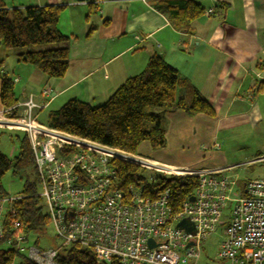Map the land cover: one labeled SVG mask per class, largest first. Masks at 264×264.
I'll return each mask as SVG.
<instances>
[{
    "label": "crops",
    "instance_id": "1",
    "mask_svg": "<svg viewBox=\"0 0 264 264\" xmlns=\"http://www.w3.org/2000/svg\"><path fill=\"white\" fill-rule=\"evenodd\" d=\"M159 1L24 0L7 5L2 0L7 9L60 7L58 28L69 38V66L60 79L18 62L16 55L22 50L10 54L0 50L2 76L13 84V106L31 96L38 105L33 111L37 121L52 104H57L51 110L55 111L72 98L99 106L126 79L139 74L151 56L160 55L185 82L177 88L176 98L188 99L196 90L215 116L190 117L167 110L166 147L151 152L147 143L140 146L147 144L150 152H143L159 162L174 160L175 166H200L197 170L215 166L204 162V151L220 150L219 138L224 136L220 134L255 129L264 120V0H192L205 13L187 30L178 29L155 9Z\"/></svg>",
    "mask_w": 264,
    "mask_h": 264
},
{
    "label": "built area",
    "instance_id": "2",
    "mask_svg": "<svg viewBox=\"0 0 264 264\" xmlns=\"http://www.w3.org/2000/svg\"><path fill=\"white\" fill-rule=\"evenodd\" d=\"M43 93L48 95L46 90ZM37 108L29 96L0 111V129L26 136L40 187L38 196L60 247L88 248L97 264H198L201 243L225 225L223 211L231 201L233 207L215 264H264V179L245 181L243 190L231 199L237 181L226 174L263 163L264 156L227 168H179L53 129L36 120L33 111ZM111 161L166 177H195L197 187L193 196L183 201L180 211L172 214L168 190L151 200L132 186L125 191L115 188ZM8 201L0 199V240L4 237L2 221ZM182 219L192 223L193 234L176 227ZM12 226L18 229L17 222ZM4 247L34 264H56L55 248L28 244L17 231Z\"/></svg>",
    "mask_w": 264,
    "mask_h": 264
},
{
    "label": "trees",
    "instance_id": "3",
    "mask_svg": "<svg viewBox=\"0 0 264 264\" xmlns=\"http://www.w3.org/2000/svg\"><path fill=\"white\" fill-rule=\"evenodd\" d=\"M155 9L181 30H187L194 19L205 13L204 8L192 0H162L155 4ZM60 13L61 8L56 6L7 9L0 0L1 45L6 50H22L16 55L17 61L34 67L47 78L64 77L69 66V38L58 28ZM3 65L4 59H0V103L7 109L15 101L12 81L2 76ZM183 84L185 82L176 69L160 55H153L139 74L126 79L103 104L93 107L72 98L49 113L46 125L127 153L135 154L142 143H147L152 151L162 150L166 147L163 115L167 110H180L190 117L199 114L215 116L211 105L196 90H192L188 99H177L176 90ZM16 139L18 151L13 159L0 152V180L10 170L13 174L28 173L32 180L26 179L18 197L6 203L0 264H34L25 256L4 247L5 240L16 231L28 241L31 234L45 237L49 226L36 192L38 179L28 140L24 134L16 136ZM109 166L115 173L113 186L119 190L125 191L132 186L140 189L144 198L151 200L168 190V206L172 214L180 211L183 201L192 197L197 187L195 177L161 176L119 161H111ZM243 185L239 186L242 190ZM4 195L0 185V199ZM13 222L18 223L16 231L13 230ZM38 242L37 237L32 244L39 247ZM55 249L56 264H97L88 248L71 245Z\"/></svg>",
    "mask_w": 264,
    "mask_h": 264
},
{
    "label": "rangeland",
    "instance_id": "4",
    "mask_svg": "<svg viewBox=\"0 0 264 264\" xmlns=\"http://www.w3.org/2000/svg\"><path fill=\"white\" fill-rule=\"evenodd\" d=\"M24 0H3V2L7 5L11 4H20L23 3ZM47 48V46H42L41 48ZM0 50L3 51H9V54L11 52H17L20 51L19 49H12V50H5L3 46L0 43ZM3 57L1 56L0 52V59ZM7 67H9L10 63L9 61H6L5 63ZM18 93L16 91L17 97ZM57 104H52L49 108L45 109L42 114L38 117V121L40 123L45 122L46 114L56 109ZM150 111L158 112L156 109H150ZM259 125L256 126L255 129L252 128H242V129H236L233 131H224L220 135H224L223 137L219 138V143L221 144V148L219 151L213 150H205L201 151L205 152V155L207 154V158L204 162L209 165H215L212 168H227L234 165L239 164H246L256 158L263 157L264 156V120H262ZM243 132V133H242ZM16 136H23L20 132L15 131H8L5 129H0V152L5 154L10 159H13V157L17 154L18 151V141L16 139ZM196 142V140H195ZM202 142H199L196 145L201 144ZM193 147V146H192ZM146 148V149H145ZM194 148V147H193ZM150 152L149 147L147 144H144L139 147V151L143 152ZM137 150V154L152 158V156L147 155L145 152L142 154ZM152 152V150H151ZM185 153H187V150H184ZM153 155V154H152ZM155 155H153L154 157ZM153 159V158H152ZM168 165L175 166L174 164H177L176 161L171 160V162H162ZM179 167V166H176ZM200 166H191L189 169H196ZM184 168V167H179ZM188 168V167H186ZM227 175L231 176L237 181V188L235 191L230 195V198H236V193L239 189H241L239 186L243 184L247 180L251 179H264V162L263 163H257L254 165L249 166H243L240 168H236L234 170H229ZM28 179L29 181L32 180V178L29 176L28 173L26 174H13L12 170L8 171L0 180L1 189L3 190V193L5 194L3 197L4 200L9 199H15L18 197V195L21 193L23 184L25 180ZM36 192L37 194L40 193V187L37 183L36 185ZM233 207V202H228L224 211H223V217L222 220L225 223L224 226H221L217 229L216 232H214L208 239L203 241L200 245L201 247V256L198 261V264H215L216 262V252L218 249V246L220 242L223 239V229L226 226V224L229 221L231 209ZM42 235V234H41ZM41 235L31 234L28 236V244H32V242L35 241V239L38 237V243L39 247L41 248H55L60 246V242L54 238L53 232L51 231V228L48 226L46 233L44 234L45 237L39 238Z\"/></svg>",
    "mask_w": 264,
    "mask_h": 264
},
{
    "label": "water",
    "instance_id": "5",
    "mask_svg": "<svg viewBox=\"0 0 264 264\" xmlns=\"http://www.w3.org/2000/svg\"><path fill=\"white\" fill-rule=\"evenodd\" d=\"M190 200L192 201L193 198H190ZM176 227H177L178 229H181V230L185 231L186 233H189V234H193V233L195 232L192 223H191L188 219H182V220H180V221L176 224ZM152 244H153V243H152L151 241H148V245H149V246H152ZM191 245H192V243L190 242V243L187 244V247H189V246H191Z\"/></svg>",
    "mask_w": 264,
    "mask_h": 264
},
{
    "label": "bare ground",
    "instance_id": "6",
    "mask_svg": "<svg viewBox=\"0 0 264 264\" xmlns=\"http://www.w3.org/2000/svg\"><path fill=\"white\" fill-rule=\"evenodd\" d=\"M33 155V154H32ZM3 223V222H2ZM6 241V240H5ZM5 243V242H4Z\"/></svg>",
    "mask_w": 264,
    "mask_h": 264
}]
</instances>
